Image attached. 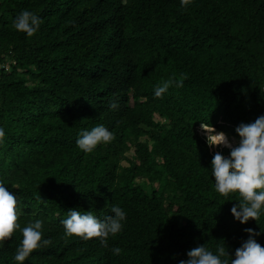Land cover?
<instances>
[{
    "label": "trees",
    "instance_id": "obj_1",
    "mask_svg": "<svg viewBox=\"0 0 264 264\" xmlns=\"http://www.w3.org/2000/svg\"><path fill=\"white\" fill-rule=\"evenodd\" d=\"M24 9L42 19L30 37L12 26ZM7 59L15 65L0 72V179L17 194V222L42 220L49 240L24 264H179L200 244L215 252L224 241L232 255L246 228L264 247V216L234 220L241 197L215 191L219 150L197 130L235 132L264 114V0L187 9L180 0H0ZM167 78L182 86L156 98ZM99 124L115 138L83 152L79 131ZM113 205L127 215L107 246L65 236L69 209L103 219ZM21 239L14 231L5 241L0 264H17Z\"/></svg>",
    "mask_w": 264,
    "mask_h": 264
},
{
    "label": "clouds",
    "instance_id": "obj_2",
    "mask_svg": "<svg viewBox=\"0 0 264 264\" xmlns=\"http://www.w3.org/2000/svg\"><path fill=\"white\" fill-rule=\"evenodd\" d=\"M192 3L193 0H180V7L187 9ZM41 23V17L35 12L24 9L15 16L12 26L16 31L30 37L37 32ZM6 61L8 69H0V72L7 73L11 71L12 65H15L14 60ZM181 86L180 80L162 79L154 86L153 94L156 98H162L170 87ZM109 107L115 108L117 104L113 102ZM201 128L209 147L228 149L227 155L216 151L210 162L215 191L222 196L238 193L241 199L239 203L232 205L230 214L241 224L249 219L256 222L264 216V114L259 115L253 122H241L235 127L238 138L235 144L225 132L216 131L211 124L203 127L201 125ZM5 135L4 128L0 126V144L4 142ZM114 138L112 131L99 124L90 129H81L75 143L83 152L91 153L99 144H107ZM6 186L4 180L0 179V247L12 237L14 231H19L22 239L15 250L13 260L17 264H24L33 250L49 244V240L42 238V220L35 219L23 227L17 222L21 213L17 194L10 192ZM110 213L99 219L90 210L69 209L66 218L61 221L64 234L75 235L84 240L99 238L100 243L107 246L108 238L123 230L127 215L122 207L116 205L111 207ZM244 231L248 233V237L232 255L226 250L224 241L216 247L215 252L200 244L188 250L187 259L180 260L179 264H264V247L254 238L260 233L254 232L252 228H246ZM120 251L119 247L111 248L115 255Z\"/></svg>",
    "mask_w": 264,
    "mask_h": 264
},
{
    "label": "rangeland",
    "instance_id": "obj_3",
    "mask_svg": "<svg viewBox=\"0 0 264 264\" xmlns=\"http://www.w3.org/2000/svg\"><path fill=\"white\" fill-rule=\"evenodd\" d=\"M201 125H202V127L204 126V124H200L199 125V127H198V133L200 134V135H204L205 136V134H204V130L201 128ZM216 131H218L215 127H213ZM225 133L227 134V136L229 137V139L233 142V144H235L236 142H237V140H238V138H237V136H236V134H235V132H233L232 130H230V129H226V131H225ZM212 148H216V149H218L219 151L222 149V148H220V147H212ZM228 150V149H227ZM227 150H225V149H223V153H224V155H227L228 154V151ZM122 164H126V162L125 161H122L121 162ZM15 171V167L13 168V166H11L10 168H9V175H11V174H13V172ZM16 184H17V181L16 180H13V184L12 185H14V186H16Z\"/></svg>",
    "mask_w": 264,
    "mask_h": 264
},
{
    "label": "built area",
    "instance_id": "obj_4",
    "mask_svg": "<svg viewBox=\"0 0 264 264\" xmlns=\"http://www.w3.org/2000/svg\"><path fill=\"white\" fill-rule=\"evenodd\" d=\"M0 69H3V70L8 69V62L6 60L0 61Z\"/></svg>",
    "mask_w": 264,
    "mask_h": 264
},
{
    "label": "bare ground",
    "instance_id": "obj_5",
    "mask_svg": "<svg viewBox=\"0 0 264 264\" xmlns=\"http://www.w3.org/2000/svg\"><path fill=\"white\" fill-rule=\"evenodd\" d=\"M204 126H206V125H204Z\"/></svg>",
    "mask_w": 264,
    "mask_h": 264
}]
</instances>
